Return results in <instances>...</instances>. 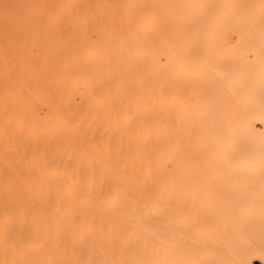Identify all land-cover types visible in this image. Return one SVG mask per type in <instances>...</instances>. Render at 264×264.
Returning <instances> with one entry per match:
<instances>
[{
    "label": "bare ground",
    "instance_id": "1",
    "mask_svg": "<svg viewBox=\"0 0 264 264\" xmlns=\"http://www.w3.org/2000/svg\"><path fill=\"white\" fill-rule=\"evenodd\" d=\"M0 264H264V0H0Z\"/></svg>",
    "mask_w": 264,
    "mask_h": 264
}]
</instances>
